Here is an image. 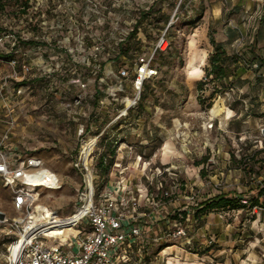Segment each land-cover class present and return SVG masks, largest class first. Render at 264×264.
<instances>
[{"label":"rangeland","instance_id":"374dc122","mask_svg":"<svg viewBox=\"0 0 264 264\" xmlns=\"http://www.w3.org/2000/svg\"><path fill=\"white\" fill-rule=\"evenodd\" d=\"M164 27L170 43L156 58L158 74L145 83L129 120H112L115 105L97 102L106 87L98 78L123 62L130 64ZM211 30L224 43L227 62L237 59L244 66L237 80L230 76L221 88L204 70ZM0 58V148L10 156L40 157L49 170L47 179H59L55 188L30 191L29 210L41 205L67 215L76 207L84 188L81 171L73 165L80 126L87 135L102 132L91 159L94 168L108 142L114 162L136 161L134 144L151 132L131 188L138 185L160 202L153 210L165 218L152 232L165 228L166 218L188 222L181 217L186 209L193 216L191 248L182 252L178 242L165 251L161 264L201 260L207 251L206 260H219V242L230 244L233 254L264 236V0H0ZM12 58L14 67L7 62ZM79 80L84 87L75 85ZM198 80L204 81L200 90ZM78 94L80 108L64 105ZM123 140L132 149L120 147ZM170 163H178V171L162 175L169 192L163 197L147 176ZM109 173H97L96 198L106 189ZM219 194L231 203L208 207L205 202ZM12 198L0 177V264H7L6 245L13 238L6 236L2 218L9 221L26 212L16 210ZM206 223L208 229L200 231ZM72 232L65 229L64 237ZM164 244L152 245L151 257ZM230 253L228 264H234Z\"/></svg>","mask_w":264,"mask_h":264},{"label":"built area","instance_id":"2783aa9c","mask_svg":"<svg viewBox=\"0 0 264 264\" xmlns=\"http://www.w3.org/2000/svg\"><path fill=\"white\" fill-rule=\"evenodd\" d=\"M167 29L164 27L159 30L153 43L136 53L130 64L123 62L115 72L103 73V76L98 78L101 82L104 81L106 87L103 97L97 102L102 105L106 99L108 105H115L117 112L112 120L119 119L124 122L129 120L130 112L139 104L145 83L158 74L156 58L170 43ZM7 62L14 67L16 60L12 58ZM101 68L100 66L93 72L99 75L102 72ZM25 70H33V66H26ZM35 75L37 76L34 73ZM105 79L112 83L109 85ZM74 83L81 87L85 86L80 80ZM82 104L83 97L78 94L64 105L80 108ZM85 130L83 126L77 130L80 148L73 162L81 171L84 188L76 207L67 215H60L46 207L35 211L36 205L29 210L33 202L29 186L55 188L59 185V179L53 182L50 179L35 180L43 173L45 167L40 157L35 155L21 157L20 154H16L17 157L10 156L0 148V177L3 184L12 191L13 207L16 210H26L21 216L13 217L9 221L6 217L2 218V222L8 226L6 236L13 237L6 245L7 264H161L164 263V256L167 253L165 251L176 246L178 242L180 251L187 252L193 242L190 230L193 216L192 212H189L190 209L184 210L181 216L188 222L183 223L181 219L170 221L166 218L164 222L167 226L160 228L158 232H152V224L149 228H144L145 218L151 217L153 209L160 202L155 201L147 191L142 192L138 185L134 190L137 196H130L127 188L131 187L132 179L123 175L120 163L113 162L111 166L113 172L109 173L110 178L106 180V189L96 198L95 168L91 159L102 132L87 135ZM148 137H152L151 132H148ZM119 145H126L129 149L133 147L125 140L119 141ZM141 156L142 152H138L136 161H140ZM168 172L175 174L172 165L156 167L154 176L153 174L147 176L151 180L154 179L163 197L169 195V192L164 190L161 177ZM240 201L247 202L245 199ZM147 204L152 208L147 212L142 211L141 208ZM164 218L161 216L157 220ZM67 228L74 234L70 238L64 237V230ZM169 240L176 243L164 244ZM15 241L19 242V247L17 256L12 259L11 248ZM182 241H185L184 246L180 245ZM156 243L164 245L151 257V246ZM262 256L258 260L259 264H264V252Z\"/></svg>","mask_w":264,"mask_h":264},{"label":"trees","instance_id":"16d2710c","mask_svg":"<svg viewBox=\"0 0 264 264\" xmlns=\"http://www.w3.org/2000/svg\"><path fill=\"white\" fill-rule=\"evenodd\" d=\"M208 36L209 42L212 45V50L207 55L208 65L204 67L205 75H212L210 80L214 81L215 86L221 88L224 87L230 76L237 80L243 72L244 66L238 64L237 59L232 60V62H227V58L229 57V55L227 54L224 43L222 41H217L214 38L212 30L209 32ZM203 85L204 81L198 80L196 82L197 90L202 89ZM197 100L199 103L203 101L199 94H197ZM110 145L111 142H108L107 146H105L106 151L98 157V161L96 163L97 168H95L94 171V181L97 176V173L101 176L107 177L110 168L114 162L115 154L113 149H111ZM207 203L206 204L208 207L225 206L231 203V198L219 194ZM251 205H257V202H252Z\"/></svg>","mask_w":264,"mask_h":264},{"label":"crops","instance_id":"0c3cea01","mask_svg":"<svg viewBox=\"0 0 264 264\" xmlns=\"http://www.w3.org/2000/svg\"><path fill=\"white\" fill-rule=\"evenodd\" d=\"M206 59H207V56H206ZM152 135H153V133H152ZM186 138L190 139L189 137H186ZM189 142H190V140H189ZM146 143H147L146 142V138L143 137L142 139H140V141L138 143L134 144L137 148H139V149H137V153L138 152H142V155H143V151H145V148H146V145H147ZM140 145L142 147H139ZM185 145H186V143H185ZM121 147L124 148V149H127L125 151H129V148H127L126 145H122ZM105 151H106V147L103 148V152H105ZM127 153L128 152L124 153L125 156H127ZM133 160H130L127 157V159L124 162H122V163L118 162L122 166L121 169H123V171H122L123 175L127 176V177H129L131 179L135 178V174L137 173V171H139L138 168H139V165H140V163L138 161H133ZM170 165H172L174 167V169L178 171V165H179L178 163H170L169 166ZM137 175H139V174L137 173ZM127 190L129 191L130 196H132V197L137 196V194H135V192L132 190L131 187H128ZM144 191H147V190H142V192H144ZM224 196H226V195L224 194ZM213 198H215V196L209 198V200L206 201L205 203L209 202ZM210 208H215V207H210ZM189 212H192V211L190 210ZM193 215H194V213H193ZM195 216H196V214H195ZM158 217H161V216H159V214L154 211L152 213L151 217H146L145 218V220L143 222V227L144 228H149L151 226V224L154 227V225L158 221L157 220ZM208 227H209V224L206 223L199 230L200 231H204V230H207ZM249 242H250L249 246H247L245 248L244 247H239V248L235 249L236 252H234L233 254L230 253L231 250H232V249H230V247H231L230 244H227V243L225 244V243H220L219 242V244H218L219 247L217 248V250H220V254H218V255H221L218 258L219 260L213 259L216 256H209V260H206V257H207V254H208V251H207V253L201 258V260H197L196 259L195 261L185 262L184 264H228V262H231V261H228V252L231 254V256H230L231 260L235 257L234 258V264H259L258 260H259V258L263 257L262 253L264 252V236L263 237H255L254 240L250 239ZM248 249H251L252 252L246 254L245 252ZM221 259H224V262H222ZM235 260H236V262H235Z\"/></svg>","mask_w":264,"mask_h":264},{"label":"bare ground","instance_id":"6f19581e","mask_svg":"<svg viewBox=\"0 0 264 264\" xmlns=\"http://www.w3.org/2000/svg\"><path fill=\"white\" fill-rule=\"evenodd\" d=\"M206 55V53H204V56ZM189 64L190 65H192V61L190 60L189 61ZM85 159H86V156H85ZM49 173V170H48V168H46V167H44L43 168V173L42 174H40V175H38V177L35 179V180H42V178L43 179H47V174ZM42 176V177H41ZM34 188L32 187V186H29V190H33ZM40 209H44V207L43 206H41V205H39L38 207H37V205L34 207V210L35 211H39ZM46 211H48L47 209H46ZM18 247H19V242L18 241H15L14 243H13V245H12V248H11V258L12 259H15V257L17 256V253H18Z\"/></svg>","mask_w":264,"mask_h":264}]
</instances>
